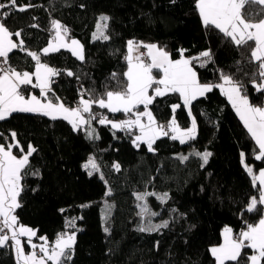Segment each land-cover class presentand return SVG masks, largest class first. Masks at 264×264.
Returning <instances> with one entry per match:
<instances>
[{
	"label": "trees",
	"instance_id": "1",
	"mask_svg": "<svg viewBox=\"0 0 264 264\" xmlns=\"http://www.w3.org/2000/svg\"><path fill=\"white\" fill-rule=\"evenodd\" d=\"M0 3L8 4L9 0ZM17 5L31 7L23 12L0 10L10 11L3 23L12 33L21 31L19 38L12 36L17 43L22 39L24 48L40 53L42 62L59 70L60 74L52 77L48 95L60 97L68 106L78 104L85 90L100 98L126 84L123 73L129 40L157 43L172 59L180 57V49L186 50L184 55L189 59L209 50L212 62L192 64L199 82L215 85L221 82L222 73L230 75L244 86L251 104L264 105V93L257 92L252 83L253 79L259 82L253 75L257 64L250 58L254 42L238 47L219 30L206 28L195 0H17ZM255 8L259 11L264 6ZM103 13L109 18L105 29L109 39H94L96 21ZM261 18L264 14L256 19ZM53 19L68 29V37L80 40L83 60L64 48L42 54L55 33ZM10 64L21 72L33 71L35 61L16 49L10 53ZM68 71L74 75L68 76ZM112 73L118 74L119 83ZM153 74L157 78L162 75L156 69ZM182 104L178 93H168L155 97L149 108L157 122L166 126L173 114L179 125L187 127L191 118ZM172 105L181 107L173 113ZM190 107L197 122L195 139L181 144L171 135L159 136L153 151L143 142L134 146V132L99 124L98 118L92 122L99 139H88L85 130H73L67 120L39 113L17 112L0 121L1 142L10 133L17 134L20 147L13 148L15 153L21 154V149L26 153L29 144L36 149L21 178L20 207L14 212L18 223L35 228L37 237L46 236L50 242L59 233L75 231L68 264H216L210 247L222 240V230L231 227L239 234L247 223L259 221L264 207L258 206L260 211L253 213L245 211L250 198L259 194V187L253 186L252 176L241 163V153L255 171L264 167V159H255L258 146L219 88L198 97ZM99 109L93 105L94 112H105ZM106 114L108 120L122 115ZM205 151L212 153L206 164L191 155ZM89 156L100 166V172L91 176L83 167ZM180 156L189 159L181 162ZM115 163L120 165L118 172ZM109 189L111 194L106 196ZM139 191L168 194L164 203L156 196L145 197L149 210L158 213L147 215L145 220L159 224L167 220L168 227L138 230L144 224L134 195ZM106 200L109 209L105 215ZM72 218L75 228L66 227ZM251 254V249H244L239 264H246ZM0 264H16L11 246L0 248Z\"/></svg>",
	"mask_w": 264,
	"mask_h": 264
},
{
	"label": "snow or ice",
	"instance_id": "2",
	"mask_svg": "<svg viewBox=\"0 0 264 264\" xmlns=\"http://www.w3.org/2000/svg\"><path fill=\"white\" fill-rule=\"evenodd\" d=\"M255 5L264 6V0H195V7L206 28L219 30L238 47H244L250 42H254L255 46L251 50L250 58L252 62L257 64V72L253 75L259 77V82L253 79L252 83L257 92L264 93V18L256 19L257 16L264 14V8L257 11ZM27 7H31V5L20 7L17 5V0H9L8 4L0 3V10L10 8L23 12ZM9 15L10 11L0 12V121L10 118L12 114L17 112L39 113L53 120L57 118L67 120L72 125L73 130L85 127L88 139H99L95 128L91 127L92 121L97 120L98 117V114L92 110L93 105H96L112 113L123 112L125 115L132 114L135 116V119L113 122L99 114L98 123L102 125L111 124L113 129L121 130L131 129L133 126L139 128L141 135L135 137L133 145L138 147V142H143L147 144L149 151H153L152 145L155 140L159 136H167L169 131L174 133L171 139L179 140L181 144L195 139L196 135L195 118H192L191 127L187 129L179 127L175 115L166 126L158 124L148 109L154 98L168 93H178L183 102L182 106L189 110V116H191L190 106L192 102L216 87L227 97L258 146L259 153L255 159H264V107L251 104L244 86L230 75L222 73L220 77L222 83L215 85L199 82L192 64L193 61H199L200 66H205L212 62V54L209 50L202 51L198 56L189 59L184 55L186 50L180 49V58L174 60L164 48H159L155 44H140L129 40L128 55L125 57L127 71L123 73L126 84L120 90L106 91L100 98H93L85 90L81 93L77 107L72 108L59 102L58 97L55 103L48 98V93L52 91L49 86L51 78L59 75V70L42 62L40 53L24 48L22 39L19 40V43L13 41L11 38L13 35L19 38L22 33L21 31L12 33L5 26L3 20ZM100 19L104 23L97 24V32L93 33V38L108 40L109 37L104 30L108 26L109 18L102 16ZM35 26L33 25V27ZM51 28L55 31V35L49 41L48 46L41 50L44 56L64 48L71 51L77 59H84L83 48L79 41L70 39V42H66L65 38L68 36L66 27L53 19ZM141 47L147 49V58L150 62H145L141 58L142 54L138 51ZM16 49L25 51L35 61L34 72H20L11 66L10 53ZM153 69L162 73V76L157 78L153 74ZM67 75L72 76L74 73L68 71ZM33 77L35 83H33ZM112 78L119 83L117 73H112ZM27 85L39 88L40 96L47 100V103H42L36 95L26 96L23 86ZM154 85L157 87H153ZM149 89H152L153 94L149 93ZM86 94L89 95L88 99L84 98ZM141 105L143 111H134ZM178 107L181 105H172L173 113ZM143 117H147V124L142 122ZM16 136L17 134L12 132L11 139L14 143L0 145V248L11 246L15 251L16 264H49V262L50 264H68L72 260L76 238L75 231L59 233L53 242H49L47 237H38L43 243L36 245L31 242L32 237L36 236V231L18 224L17 216L14 215L15 209L20 207L18 197L22 190L20 182L24 174L23 170L29 165V157L36 151L29 144L27 152L23 153V149H21L23 154L18 158L12 151L14 147H20L19 142L16 141ZM191 155L199 156L206 164L212 153L207 151L203 153L194 152ZM244 155L241 153V163L245 165V170L251 175L253 169L245 164ZM178 159L184 162L189 159V156H180ZM83 167L89 170L90 176L93 172H100V166L93 156H89ZM113 167L117 172L120 171L118 163H115ZM101 179H104L102 173ZM257 182H259V196L258 198L255 196L250 198L245 207V211L248 213L260 211L258 206H264V170H261L257 176H253L254 187ZM110 194L111 189L105 193L106 196ZM134 195L137 201H144L146 196H156L161 203H164L168 198L167 193L160 195L146 192L134 193ZM137 207L140 208L138 215H141L142 221L145 214L149 216L158 215V213L150 211L146 203L137 204ZM168 223L165 220L160 224L153 225L149 220L147 226L142 225L138 230L141 232L158 231L160 228L168 227ZM66 227L75 228V218L70 219ZM107 231L108 228H105V232ZM20 237H27L28 245L33 251H25ZM223 238L224 242L220 246L210 248L216 264H225L226 261L239 264L243 258L244 249L252 250V254L247 256L246 264H262L264 262V215H261L256 224L247 223L246 228L237 235L233 234L231 228L225 227ZM9 241H11V245H9ZM37 248H39V254L35 251Z\"/></svg>",
	"mask_w": 264,
	"mask_h": 264
},
{
	"label": "crops",
	"instance_id": "3",
	"mask_svg": "<svg viewBox=\"0 0 264 264\" xmlns=\"http://www.w3.org/2000/svg\"><path fill=\"white\" fill-rule=\"evenodd\" d=\"M54 35H55V33H54ZM54 35H53V37H54ZM53 37L50 39V40H52L53 39ZM12 39H13V41L14 42H16V40L13 38V37H11ZM66 39V42H70V39H72V38H69L68 36L65 38ZM49 40V41H50ZM77 40V39H76ZM78 41V40H77ZM131 41H134V40H131ZM134 42H136V41H134ZM17 43V42H16ZM81 43V42H80ZM136 43H139V42H136ZM48 44H49V42L44 46V48L45 47H47L48 46ZM127 44H128V42H127ZM140 44H142V43H140ZM147 44H155V43H147ZM81 45V44H80ZM155 45H157V44H155ZM159 48H161L159 45H157ZM82 48H83V46H82ZM139 53H141L142 54V59H144L145 60V62H150L149 60H148V58H147V49H145V48H143V47H141L139 50ZM128 55V47H127V52H126V56ZM180 58V57H179ZM179 58H177V59H179ZM175 60V59H174ZM51 67V66H50ZM34 70H35V66H34V69H33V71H28V72H34ZM24 71H27V70H23V72ZM127 71V70H126ZM21 72V71H20ZM162 76V75H161ZM51 80H52V78H51ZM52 82V81H51ZM51 82H50V85H51ZM33 83H35V78L33 77ZM49 85V86H50ZM162 87V86H161ZM23 88H25L24 89V94L26 95V96H29V95H36L40 100H41V102L42 103H47V100H45L43 97H41L40 96V89L39 88H37V91H34V90H32L31 88H33L31 85H27V86H23ZM33 89H35V88H33ZM150 93V92H149ZM151 94H153V93H151ZM48 98L49 99H51L54 103L55 102H57V100L56 99H53V98H51L49 95H48ZM59 98V102H62V103H64V105L65 106H67V107H72V108H75V107H77V104L76 105H67L65 102H63L62 101V99L60 98V97H58ZM84 98L85 99H88V98H86L85 96H84ZM79 101V100H78ZM257 106H259V105H257ZM262 107H264V105H262ZM148 109H149V111H151L152 112V110L149 108V106H148ZM100 111H105V112H109L107 109H99ZM144 109H143V106H141V107H139V108H137V109H134V111H143ZM109 113H112V112H109ZM122 115H125L123 112H120ZM152 114H153V112H152ZM85 115H87V114H85ZM122 115H120V116H118V117H114V118H112V121L113 122H119V121H122V120H126V119H135V116H133L132 114H128V117L127 118H125V119H123L121 116ZM154 116V115H153ZM142 122L143 123H145V124H147L148 123V121H147V117H143L142 118ZM156 122H157V120H156ZM158 124H160V125H163V124H161V123H159V122H157ZM91 127H93V128H95V126H94V123L92 122V124H91ZM83 130H85L86 131V128L85 127H81ZM127 131H132V132H134L135 134H134V139H135V137L137 136V133H139L138 131H139V128H137V127H135V126H133L131 129H127V128H125ZM125 129H123V130H125ZM5 138V140H4V142H1L0 141V145H7V144H12V143H14V141H12V139H11V133L8 135V136H6V137H4ZM16 141H18L17 140V138H16ZM12 151H13V154H15V155H17V157L19 158L23 153H21V154H18V153H15V151L12 149ZM252 168V167H251ZM261 170H264V167H261V168H259V170H257V171H255V170H253V172H252V174H251V176H252V180H253V176H257L258 174H259V172L261 171ZM21 183V182H20ZM257 185H258V187H259V182H257ZM255 197H257L258 198V196H259V194L258 195H254ZM254 196H252V197H254ZM18 202H19V200H18ZM262 215H264V207H263V211H262ZM257 223V222H256ZM256 223H254V224H256ZM229 228H231V227H229ZM232 229V228H231ZM245 229V228H244ZM224 230V229H223ZM223 230H222V233H221V238H222V240L219 242V244H217V245H212L210 248H212V247H218V246H220L223 242H224V238H223ZM233 230V229H232ZM233 234L234 235H237V233H235L234 231H233ZM28 247H29V245H27ZM29 251H33L30 247L28 248V249H26V252H29ZM15 255V254H14ZM16 258V257H15ZM214 261H215V258H214ZM227 262V261H226ZM225 262V263H226Z\"/></svg>",
	"mask_w": 264,
	"mask_h": 264
},
{
	"label": "rangeland",
	"instance_id": "4",
	"mask_svg": "<svg viewBox=\"0 0 264 264\" xmlns=\"http://www.w3.org/2000/svg\"><path fill=\"white\" fill-rule=\"evenodd\" d=\"M102 16H107L108 17V15L107 14H105V13H103V14H99V16H98V19H97V21H96V23L98 24V23H104L103 21H101V17ZM58 21V20H57ZM97 24H96V29H95V31H94V33L95 32H97ZM105 31V30H104ZM69 38H72V39H77L78 41H79V43H80V40L78 39V38H75V37H69ZM81 44V43H80ZM155 44H157V43H155ZM158 45V44H157ZM186 57V56H185ZM186 58H188V57H186ZM198 78V77H197ZM201 83V82H200ZM220 83H222V81L220 82ZM191 108V107H190ZM189 111V110H188ZM191 113H192V110H191ZM172 117H173V114L171 115V117L169 118V120L170 119H172ZM190 118H191V121H192V118H194V116H193V113H192V115L190 116ZM108 119V118H107ZM110 121H112V118H110L109 119ZM195 120H196V118H195ZM169 122V121H168ZM168 122H167V124H168ZM176 122H177V120H176ZM177 124H178V122H177ZM179 125V124H178ZM179 127L181 128V129H187V128H189V127H191V122H190V124H189V126H187V127H184V126H181V125H179ZM197 122H196V133H197ZM139 133H137V136H139V135H141V133H140V129H139V131H138ZM169 136L171 135H174V133H172V132H170L169 131V134H168ZM245 164L246 165H248L249 167H251V165L250 164H247L246 162H245ZM139 193H146L145 191H139ZM146 203V200H144V201H139L138 202V204H141V205H143V204H145ZM109 209V203H108V200H106L105 201V203H104V207H103V209H102V211H104V214L106 215L107 214V210ZM139 209V213H140V208H138ZM104 214L102 213V215L104 216ZM147 216V214H145L144 216H143V220H144V224H143V226H147L148 225V221L147 220H145V217ZM151 223L153 224V225H155V224H159V221H155V220H151ZM18 224H22V223H18ZM22 225H24V224H22ZM24 226H27V227H29V228H31V229H33V230H35L36 231V229L35 228H33V227H31V226H28V225H24ZM5 231H7V230H5ZM43 236V235H42ZM39 237H41V236H39ZM43 237H46V236H43ZM36 238H38L37 236H34V237H32V243L33 244H36V245H40V244H42L43 243V241H41L39 238L38 239H36ZM57 238V237H56ZM55 238V239H56ZM55 239H53V241H55ZM20 240H21V243H22V245L24 246V248H25V251H26V245H28V242H27V237H20ZM49 241V240H48ZM53 241H51V242H53ZM50 242V241H49ZM30 247V246H29ZM33 250V249H32ZM14 251V250H13ZM35 251L39 254V248H37V249H35ZM14 254H15V251H14ZM15 257H16V255H15ZM49 264H50V262H49Z\"/></svg>",
	"mask_w": 264,
	"mask_h": 264
},
{
	"label": "built area",
	"instance_id": "5",
	"mask_svg": "<svg viewBox=\"0 0 264 264\" xmlns=\"http://www.w3.org/2000/svg\"><path fill=\"white\" fill-rule=\"evenodd\" d=\"M79 86L77 85V88H78ZM94 112V111H93ZM94 113H97L98 114V117L97 118H99V114H102L103 116H105V117H107V118H109V116L106 114V112H94ZM123 119H125V118H127L128 117V115H122L121 116ZM112 118V117H111ZM165 130H167V128H165Z\"/></svg>",
	"mask_w": 264,
	"mask_h": 264
}]
</instances>
